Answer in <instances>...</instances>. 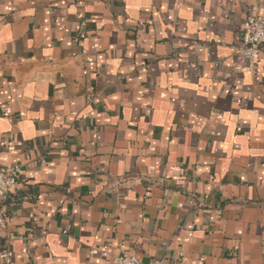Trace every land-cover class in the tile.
Instances as JSON below:
<instances>
[{"label":"crops","instance_id":"0c3cea01","mask_svg":"<svg viewBox=\"0 0 264 264\" xmlns=\"http://www.w3.org/2000/svg\"><path fill=\"white\" fill-rule=\"evenodd\" d=\"M254 7L0 0V165L21 167L0 264H264Z\"/></svg>","mask_w":264,"mask_h":264},{"label":"built area","instance_id":"2783aa9c","mask_svg":"<svg viewBox=\"0 0 264 264\" xmlns=\"http://www.w3.org/2000/svg\"><path fill=\"white\" fill-rule=\"evenodd\" d=\"M264 44V7H254L244 23L243 42L240 48L242 59L252 72L259 69V55ZM21 178V167L0 165V227L6 228L7 220L3 207L7 196L14 192ZM93 255L107 258V252L93 250ZM112 264H162L160 260L143 261L136 256L120 255L113 258Z\"/></svg>","mask_w":264,"mask_h":264}]
</instances>
